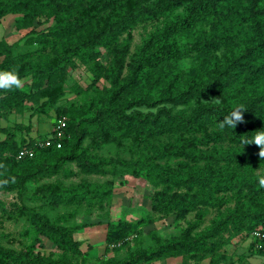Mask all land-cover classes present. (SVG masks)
I'll use <instances>...</instances> for the list:
<instances>
[{
    "label": "trees",
    "instance_id": "obj_1",
    "mask_svg": "<svg viewBox=\"0 0 264 264\" xmlns=\"http://www.w3.org/2000/svg\"><path fill=\"white\" fill-rule=\"evenodd\" d=\"M9 15L22 16L17 22L18 30H28L39 48L16 54L15 45L0 42V71L15 69L23 81L19 89L0 91V112L4 118L7 119L9 110L26 102L35 104V113L56 106L66 95L67 69L77 68V62L90 65L95 81L111 78L116 90L112 106L97 109L92 117H82L73 123L67 121L68 138L62 149L37 148L32 159L18 160L17 154L47 137L27 134L18 139L17 132L0 127V165L4 166L0 168L3 173L0 180L8 181L0 186V192L17 191L24 197L28 194L29 182L45 173L58 174L68 160L78 161L86 175H117L112 161L91 159L87 152L108 144L121 147L125 140H130L132 153L143 152L136 165L129 167L128 174L144 179L154 188L150 193L152 211L160 215L195 217L182 237L160 244L138 258L160 260L181 256L186 263L193 258L199 264L211 256V264H218L225 255L209 246V240L224 246L227 231L233 232L231 237L246 232L252 238L254 231L264 230V188L258 181L264 175V159L259 157L260 149L254 143H241L243 138L251 139L257 131H264V91H261L264 87V0H0V24ZM51 21L52 25L38 31L37 27ZM141 25L151 26L152 31L133 51L134 31ZM249 27L253 28L252 34L259 32V38L247 48L241 60L235 59L238 61L234 60L209 87L180 95V102L191 106V113L173 114L168 110L164 116L142 117L137 113L127 114L125 107L118 105L124 93L144 90L151 94L189 76L192 70L203 72L222 48L237 50ZM180 36L187 41L181 42ZM101 48L111 50L114 55L109 69L99 62ZM193 57L188 72L173 73L172 63ZM121 80L125 81L123 85ZM246 97L250 99L243 101ZM216 98L220 103L202 101ZM237 106L246 109L244 122L234 129L220 130L219 121ZM69 113V109H63L56 119ZM16 128L31 130L22 124ZM71 133L77 143L69 153L60 154L68 150ZM86 138L90 143L79 152ZM145 150L151 151V156ZM65 177L75 178L77 174L65 170ZM124 183L115 180L83 181L74 185L59 181L47 183L40 186L38 199L52 207L104 209L116 196L129 192L128 184ZM228 193L232 195L227 197ZM233 198L237 201L235 209L230 206ZM212 208L217 209L218 215L211 226L193 236L206 222ZM15 214L26 217L38 233L46 234L64 251L58 258L37 253L22 258L23 263L85 264V261L74 262L68 251L83 255V243L74 236L89 225H60L74 219L75 212L60 215L56 223L34 209L26 208ZM146 222L147 219L109 223L104 254L115 252L118 248L112 246L116 243L127 245L128 238L138 234L139 227ZM250 252L264 256L263 251L256 250L254 241ZM1 254L0 264H12ZM101 264H138V260L109 257Z\"/></svg>",
    "mask_w": 264,
    "mask_h": 264
},
{
    "label": "rangeland",
    "instance_id": "obj_2",
    "mask_svg": "<svg viewBox=\"0 0 264 264\" xmlns=\"http://www.w3.org/2000/svg\"><path fill=\"white\" fill-rule=\"evenodd\" d=\"M22 18L21 15H9L5 17L0 24V42L6 41L15 45V53L33 52L39 48L32 37L29 36L28 30L20 31L17 28V22ZM52 25V21L37 27L38 31ZM152 31L151 26L141 25L134 31V40L132 50L135 51L137 46L146 39ZM249 27L246 34L241 38L237 50H228L222 48L216 58H211V63L203 72L199 73L192 70L190 75H185L179 81L168 83L160 89H155L151 94H146L144 90L138 92L124 93L117 103L120 107H125L127 114H139L142 117L158 115L164 116L166 111L170 110L173 114L180 111L191 113V106H186L180 102V95L188 91H199L209 87L214 80L228 68L232 62L241 60L246 53L247 48L255 45L259 38V32ZM181 42H186L185 37L180 36ZM99 62L107 69L113 64L114 55L111 50L101 48ZM195 57L185 59L180 63H172L173 73L188 72ZM238 59V60H235ZM235 60V61H234ZM246 60V59H245ZM78 63L77 68H68L65 77L66 95L54 107H48L43 113H35V104L26 102L16 109L9 110L7 119L0 112V127L7 128L16 133L20 139L22 136L30 135L34 137L45 138L53 131L56 118L59 111L69 109L70 115L64 118L69 123L76 122L82 117H92L97 109L107 107L112 104V95L116 90L115 84L111 78H103L95 81L94 74L90 70V65H81ZM234 64V63H233ZM222 73V74H223ZM202 74V75H201ZM125 81L121 80V85ZM27 88L26 85H24ZM264 91V87L261 88ZM127 92V91H126ZM261 93V92H259ZM146 98V100L144 99ZM250 99L246 97L243 101ZM214 99H202L205 102H213ZM194 100L192 105H196ZM118 106V107H119ZM72 110H74L72 112ZM24 125L30 127V131H19L17 126ZM70 146L67 151L60 154L69 153L70 149L77 143V139L71 133L69 135ZM90 141L86 138L79 146V152L84 151ZM130 140H125L123 146L117 147L114 144H108L102 149L88 150L87 155L91 159L109 160L116 167L117 175H86L84 167L76 160L65 161L63 169L56 175L45 173L37 180L28 184V194L20 197L17 191L0 192V252L1 256L10 260L12 264H25L22 258L34 256L37 253L44 255H53L58 258L64 254L46 234L38 233L35 225L27 220L26 217L17 216L16 211L23 209H34L37 213L45 214L52 223H56L62 214L75 212L76 216L69 222H61L60 225H89L83 231L75 234V240L82 241L83 255H76L69 250V257L77 263L101 264L102 261L110 258L117 260L137 259L138 264H196L195 259L183 261L181 256H173L168 259L145 260L139 257L141 254H148L155 250L160 244L169 243L182 237L184 231L188 228L189 223L195 220L194 215L185 218L171 215H160L152 211L150 193L154 188L144 179H136L128 174V169L136 165L141 157L142 150L136 153L130 151ZM146 155L151 156V151L145 150ZM9 154V153H8ZM55 159V158H53ZM55 160L52 161V163ZM33 164L30 168L33 169ZM111 168V166H109ZM65 170L74 171L77 177L67 179ZM109 180H115L117 183L125 182L128 184L129 192L121 193L116 196L113 202L107 203L104 209H91L87 206H60L52 207L48 203H43L38 199V190L41 185L53 182H62L65 185H74L83 181L105 183ZM230 197L232 193L225 194ZM236 199L230 203L235 209ZM226 210V207L223 208ZM218 211L215 208L210 209L206 222L198 228L193 236L207 230L212 221L217 217ZM147 219V222L139 227V233L128 238L127 245L121 242L112 247L118 249L105 255L106 234L109 223H118L119 221L137 222ZM233 232L224 233V246L212 244L214 241L209 240L208 245L217 248L216 252L224 254L225 259L220 260L218 264H264V256L256 255L250 252L252 238L244 232L238 236L231 237ZM231 237V238H230ZM38 239V240H37ZM16 258V260L14 259ZM188 259V258H186ZM211 256H207L199 264H211Z\"/></svg>",
    "mask_w": 264,
    "mask_h": 264
},
{
    "label": "clouds",
    "instance_id": "obj_3",
    "mask_svg": "<svg viewBox=\"0 0 264 264\" xmlns=\"http://www.w3.org/2000/svg\"><path fill=\"white\" fill-rule=\"evenodd\" d=\"M23 81L20 78L18 72L15 69L0 71V91H11L13 88L19 89L22 87ZM215 103H220L219 98L213 100ZM246 109L243 106L235 107L227 116L223 118L222 121H219L218 127L220 130H223L225 127L234 129L237 124L244 122V111ZM242 145L245 144H255L259 147L260 151L258 153L261 159H264V131H257L256 135L251 138H243L241 140ZM3 165H0V168H3ZM3 175V173H0ZM259 186L264 188V175L258 177ZM7 180H0V186L6 184Z\"/></svg>",
    "mask_w": 264,
    "mask_h": 264
},
{
    "label": "built area",
    "instance_id": "obj_4",
    "mask_svg": "<svg viewBox=\"0 0 264 264\" xmlns=\"http://www.w3.org/2000/svg\"><path fill=\"white\" fill-rule=\"evenodd\" d=\"M67 127L68 124L64 118L56 119L52 133L47 138L38 140L35 147L21 149L17 154V159L34 158L37 148L56 147L57 149H62L64 141L68 138ZM251 237L255 243L256 250L264 252V230L259 229L254 231Z\"/></svg>",
    "mask_w": 264,
    "mask_h": 264
}]
</instances>
